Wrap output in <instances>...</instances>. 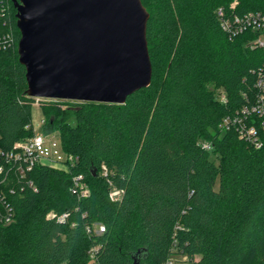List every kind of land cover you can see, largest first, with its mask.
<instances>
[{"label":"trees","instance_id":"trees-1","mask_svg":"<svg viewBox=\"0 0 264 264\" xmlns=\"http://www.w3.org/2000/svg\"><path fill=\"white\" fill-rule=\"evenodd\" d=\"M141 3L151 81L117 104L28 96L16 10L0 0V37H11L0 49V151L33 134L36 102L42 129L75 158L67 170L40 164L21 176L0 156V190L13 212L0 223V264H132L137 254L139 264L172 254L189 264H264V132L256 148L219 128L256 93L264 46L248 45L256 31L229 36L217 16L218 8L264 13V0ZM73 174L83 175L86 197L70 192ZM111 187L120 199H109ZM51 211L68 214L60 221Z\"/></svg>","mask_w":264,"mask_h":264},{"label":"water","instance_id":"water-1","mask_svg":"<svg viewBox=\"0 0 264 264\" xmlns=\"http://www.w3.org/2000/svg\"><path fill=\"white\" fill-rule=\"evenodd\" d=\"M12 2L28 96L121 104L150 84L141 0Z\"/></svg>","mask_w":264,"mask_h":264},{"label":"built area","instance_id":"built-area-1","mask_svg":"<svg viewBox=\"0 0 264 264\" xmlns=\"http://www.w3.org/2000/svg\"><path fill=\"white\" fill-rule=\"evenodd\" d=\"M217 16L221 28L229 35L235 36L247 30L258 32V35L248 42L251 48H258L264 46V13L261 12H247L242 15L227 14L222 8L217 9ZM11 37L7 34L0 37V49H3L10 42ZM254 81V89L256 93L248 103L243 104L237 108L233 113L226 114L222 117L219 128L221 130L234 129L239 138L249 142L254 147L258 148L261 145L260 134L264 132V65L256 73ZM38 100V98H36ZM56 134L48 132V134H33L23 140L14 144V151L2 153L4 162H13L16 164V170L22 176L25 171H30L36 165H52L64 168L67 170L69 165L75 163V158L72 155L66 154L63 160L60 153L54 147L57 144L52 139ZM52 140V141H51ZM201 147L209 149L210 144L202 142ZM58 163L60 165H55ZM3 169V163H0V172ZM107 168L101 165V175L106 178L108 184L110 182L107 178ZM70 192L78 199L86 197L89 193L86 182L82 174H73L71 176ZM29 186H32L31 180L27 181ZM123 191L111 187L108 192L110 200L120 199ZM66 212L55 214L54 212L47 213V217H57V220L63 221L67 217ZM13 219V212L8 204L5 202L4 195L0 190V223L8 224ZM104 231L102 224H96L95 233ZM95 248L90 249V257H94ZM163 264H171V260L167 258Z\"/></svg>","mask_w":264,"mask_h":264},{"label":"rangeland","instance_id":"rangeland-1","mask_svg":"<svg viewBox=\"0 0 264 264\" xmlns=\"http://www.w3.org/2000/svg\"><path fill=\"white\" fill-rule=\"evenodd\" d=\"M234 3L235 2H232V4H234ZM29 118H30V122H31L32 127H33V131L35 133L43 134V135L48 134V132H46L42 129L41 125H42V121L44 120V114L42 113L41 108L38 106V104L36 102L32 103V105L30 107ZM49 132L56 134V132H54V131H49ZM52 140L55 141L57 144V147H54V149H56L57 152L60 153L62 159L64 160L66 158V153L62 149L59 136L56 134V137L53 138ZM54 164L60 165L58 163H54ZM169 259L171 260V264H189L188 261L185 259V256H182L180 254H172L169 257Z\"/></svg>","mask_w":264,"mask_h":264}]
</instances>
